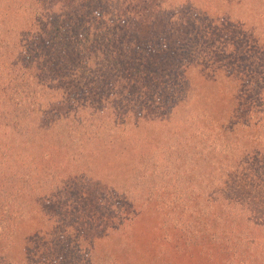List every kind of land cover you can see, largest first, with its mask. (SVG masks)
<instances>
[{
  "label": "trees",
  "instance_id": "trees-1",
  "mask_svg": "<svg viewBox=\"0 0 264 264\" xmlns=\"http://www.w3.org/2000/svg\"><path fill=\"white\" fill-rule=\"evenodd\" d=\"M248 2L0 0V264H163L134 240L135 223L153 206L195 201L182 188L203 176L217 191L207 199L229 210L213 213L219 262L234 264L245 248L242 264H264V14L250 17L264 4ZM231 61L238 95L216 94L217 109L206 110L193 76L232 77ZM253 71L263 72L259 81H241ZM147 110L169 115L161 120L177 128L170 144L158 138L172 130L155 138L138 130ZM42 125L46 136L33 138ZM132 133L142 138L119 148L131 162L125 183L93 182L99 139ZM136 203L138 213L129 210ZM194 209L207 228V213L199 219Z\"/></svg>",
  "mask_w": 264,
  "mask_h": 264
},
{
  "label": "rangeland",
  "instance_id": "rangeland-1",
  "mask_svg": "<svg viewBox=\"0 0 264 264\" xmlns=\"http://www.w3.org/2000/svg\"><path fill=\"white\" fill-rule=\"evenodd\" d=\"M250 4H264V0H248ZM264 14L262 13V7L260 10H253V12H250V17L253 22H258V20H262L260 18V15ZM183 32L185 30L183 29ZM252 40V39H251ZM242 48L245 50V53L248 51L244 46ZM249 53V51H248ZM232 65H228L227 67L229 68V73L233 74L232 77L225 76L223 74H218L216 78L211 73H201L204 71H198L196 72V75L193 76V84L194 86L199 89L198 95H203L204 99L200 100V103L202 107H204L206 110H211V109H217L218 107V101L222 100L223 96L216 97V94H225L228 95L231 91L238 95V92L236 93L235 90H233V85L231 84L236 83L237 79L240 78L238 75V71L235 69L234 64H237L235 61L229 62ZM224 71H227L225 69ZM263 73V72H262ZM259 73L261 75L259 77L256 72H249V74L243 75V79L241 80L242 82L247 83L248 81L256 82L259 81L263 74ZM232 78V79H230ZM233 82V83H232ZM255 87H254V92H255ZM191 92V90H190ZM229 94V98H230ZM210 96V97H209ZM209 97V98H208ZM221 99V100H220ZM228 101L232 104V98L228 99ZM245 102V99L243 98V104ZM58 111H61V109H56ZM185 113V111H184ZM210 114V111L208 112ZM186 115L185 114H177L175 117H170L169 120L176 121V124L178 122L184 121L183 117ZM169 117V115H167ZM167 116H162V114L157 113L152 110H147V113L144 114L143 118H145L146 122L150 123L148 126H144L143 123V118L142 120L140 119L139 123L142 127L138 128L139 131H141L143 134L148 133L150 138H155L157 137V134L159 133V130L162 131V134L167 132L168 130H172L170 138H161L159 136L158 139H161L160 141H165L164 143L170 144L171 138L174 137L173 131L175 128H173L172 125L170 126H165L163 125L164 122H162V118H166ZM177 129V128H176ZM175 129V130H176ZM41 132L39 134L33 133V138H36L35 136H46L47 134V129L45 128L44 125H42L39 129L38 132ZM136 133V130H133ZM135 133H132L130 136L131 138L125 136L123 138L115 140V143L109 142L106 139H99V143H97V146L95 148H98L100 151H97V153L100 152L99 155H101L98 159H96L94 162V170H90L93 174V182L96 180H102L104 182L105 180H115L119 182L120 184H124L127 175L130 174V161L128 160V156L124 154L119 148L120 147H131L135 146L136 141L141 137V134L137 135ZM152 133V134H150ZM168 132L167 134H169ZM135 134V135H134ZM154 134V135H153ZM133 137V138H132ZM106 138V137H104ZM157 139V140H158ZM224 144L228 145L227 142H233L230 138H225ZM15 143H20V140L14 139ZM41 142V141H38ZM127 142H132L131 144L127 145ZM1 144V141H0ZM114 144V146H113ZM174 145V143H171ZM111 146V147H110ZM0 147H3V144L0 145ZM127 150V149H126ZM188 153L193 154V161L195 160V163L197 164V167H202V170L206 167L205 164L201 163V155L197 151L198 154H196V151H189ZM221 156L218 155L217 158H220ZM264 158V156H262ZM193 161L189 159H185L183 157V162L185 163V166H190L193 167ZM134 168V164L132 165ZM183 172L177 173L178 176L182 181L185 183L189 182L191 180V175L187 174L184 171ZM176 172L180 171V167H177ZM79 173V172H78ZM77 172L74 174L77 175ZM205 173L208 174V169L205 170ZM91 174V175H92ZM102 174V175H100ZM111 175V176H110ZM73 179V178H72ZM71 179V180H72ZM203 179V180H202ZM211 181L207 180L204 176L202 178H197L196 181L192 183V189L188 188V184L184 185L182 188L183 192L190 193L195 199V201H186L184 205L181 207L179 204L172 205L170 204H159L157 206H153L151 208V211L149 212L148 215L143 216L141 219H139L135 223V230H134V240L137 242H143L147 246L150 247V253L153 254L154 262L160 261V259L163 258L165 262L163 264H221L219 262V256L217 254V242L215 243L214 239L210 238V233L213 232L212 228L214 229L215 226V221H214V216L213 213L217 211H229L225 205L220 204H214L211 200L207 199V196L214 195L217 191H215V188L212 187L210 188ZM208 185V186H206ZM137 190H138V185H137ZM132 190H136L135 188H131ZM160 191H165L167 190L166 188H161L159 189ZM96 190H94L89 196H94L98 201L102 199V194L95 196L93 195ZM212 194V195H211ZM136 196L142 195L141 191L135 193ZM196 195V197L194 196ZM189 196V195H186ZM146 198H143V201ZM198 205V206H197ZM192 206H195L194 211L198 213V217L200 219L203 218L204 214L207 213L208 221H207V228L205 229L203 226H200L198 223H195L194 217L191 216V211L190 208ZM93 208L97 206H91ZM160 207L163 212L167 213V217H165V220L163 221L162 217L160 215H156V212L153 211V209L157 210V208ZM133 212L138 213L142 210L141 204L136 203L134 206V210L129 209ZM160 210V209H159ZM178 213L180 215V220H177V215L173 216L174 213ZM203 213V214H202ZM176 217V218H175ZM167 219V220H166ZM97 223L101 226V232H103L105 228V223H100L99 219H95ZM203 224V223H202ZM177 225V226H175ZM212 230V231H211ZM204 231V233H203ZM208 231L209 233H207ZM31 230H27V235H29ZM100 233V231L98 232ZM260 233V232H259ZM262 234V233H260ZM264 236V234H262ZM264 237H261L264 242ZM150 242V245H149ZM110 246V245H109ZM108 246L102 245L103 253L106 254L108 249ZM257 252L259 253L262 250V247L256 248ZM21 251V249H20ZM264 251V249L262 250ZM240 257L237 258V262L234 264H242V262H247L249 252H246V249H242L238 251ZM264 255V254H263ZM263 257H260V260H262Z\"/></svg>",
  "mask_w": 264,
  "mask_h": 264
}]
</instances>
